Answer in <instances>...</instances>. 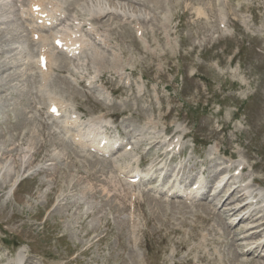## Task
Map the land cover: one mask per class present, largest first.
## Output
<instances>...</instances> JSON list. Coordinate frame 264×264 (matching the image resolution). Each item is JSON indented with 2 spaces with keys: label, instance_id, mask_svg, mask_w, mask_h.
Returning <instances> with one entry per match:
<instances>
[{
  "label": "rangeland",
  "instance_id": "obj_1",
  "mask_svg": "<svg viewBox=\"0 0 264 264\" xmlns=\"http://www.w3.org/2000/svg\"><path fill=\"white\" fill-rule=\"evenodd\" d=\"M30 1L0 0V264H264V227L238 223L264 215V0H48L79 48L48 40L47 76ZM90 130L124 145L74 143Z\"/></svg>",
  "mask_w": 264,
  "mask_h": 264
},
{
  "label": "bare ground",
  "instance_id": "obj_2",
  "mask_svg": "<svg viewBox=\"0 0 264 264\" xmlns=\"http://www.w3.org/2000/svg\"><path fill=\"white\" fill-rule=\"evenodd\" d=\"M78 1V0H77ZM80 1V0H79ZM78 1V2H79ZM138 1V0H137ZM154 1V0H153ZM159 1V0H158ZM77 2V3H78ZM46 4H48L47 6H49L50 5V11H48V9L46 8L47 6H46ZM157 5H159V4H157ZM36 6H38V7H40L41 8V12L39 13V14H36V13H34L33 12V8L34 7H36ZM58 7H59V5L58 4H56V3H53V2H50V1H48V0H31L30 1V3H29V6H28V8L26 9L25 8V5L24 4H21L20 5V11L24 14V15H26V16H30V17H32V18H34L35 20H36V23H34V24H32L31 26H28L27 27V30L26 31H29V34L33 37V38H35V37H38V43H40V45H41V49L39 50L40 52V54H39V57H37V58H39L40 59V57H45L47 60H48V64H47V67H46V70L45 71H43L42 69H41V67H40V64L38 63V65H39V69L41 70V71H43V72H45V74H46V76H47V74L48 73H50V72H52L53 71V57L51 56V54H50V51H48L47 49H42V47H44V48H46V45H49V43L48 42H50V41H48V40H57V34L58 33H60V32H55L54 31V28H47V26H46V23L48 22V21H50V18H52V19H55V16H54V14L57 16L58 15V13H59V9H58ZM159 7V6H158ZM65 11V10H64ZM99 14V13H98ZM101 14V13H100ZM39 15H41V16H43V15H47V20H45L44 21V24H42V25H38V21L41 19V17H39ZM34 16V17H33ZM60 20H62V19H60ZM77 27H79V28H82V25H78ZM62 32V31H61ZM74 34H70L68 37H72L73 35H77L75 32H73ZM47 36H46V35ZM62 34V33H61ZM48 35H50L51 37H49ZM64 36V35H63ZM47 37V38H46ZM65 37V36H64ZM36 40V39H35ZM34 41V40H33ZM52 44V43H51ZM40 45H38L39 46V48H40ZM71 45H73V44H71ZM81 45V44H80ZM37 46V45H36ZM75 46V45H74ZM38 48V49H39ZM70 48H73V47H70ZM35 50V49H34ZM33 51V50H32ZM56 51V50H55ZM37 52V51H36ZM97 60H99V59H97ZM42 72V73H43ZM45 76V75H44ZM45 76V77H46ZM47 78V77H46ZM51 79V78H50ZM52 99V98H51ZM55 100V99H54ZM50 102V101H49ZM52 102V104L50 105V107H49V110L53 107V106H57V108H59V106H60V104L62 103V102H60V101H51ZM49 104V103H48ZM63 105V104H62ZM49 106V105H48ZM261 110V109H260ZM263 111V110H262ZM60 112H61V110H60ZM264 116V115H263ZM262 116V117H263ZM65 117V116H64ZM79 120V117L78 116H75L74 117V120L72 121V122H70V126L72 127V126H75V125H77V121ZM70 121V120H69ZM92 122V121H91ZM84 124V123H83ZM95 125V124H94ZM76 128V127H75ZM80 128H82V126H80ZM260 128H262V127H260ZM84 129V128H83ZM258 129V128H257ZM264 129V128H263ZM254 130V129H253ZM264 131V130H263ZM74 133H75V131H74ZM255 133V132H254ZM259 133V132H258ZM80 135H75L74 136V134H73V136H74V143H76L77 145H80V146H82V145H84V144H86V142H90L91 143V150H92V148H95V150H96V152L97 153H99V152H102L103 154H104V156H106V155H109V154H111V156H113V155H115V154H117V153H115V151H114V149H109V148H107V147H101V145H100V142L102 141V140H107V143H110L111 141L112 142H117L118 144L121 142L119 139H113V138H111V137H108V136H104V135H102V134H99V133H95L94 131H92V130H90V131H88V132H85V133H79ZM104 134V133H103ZM261 134V133H260ZM72 136V137H73ZM263 136V135H262ZM99 138V139H98ZM258 139V138H257ZM117 144V145H118ZM79 147V146H78ZM122 147V146H121ZM120 147V148H121ZM120 151V149H118V152ZM164 154H166V153H164ZM119 165V164H118ZM115 166H117V165H115ZM117 168V167H116ZM244 169L241 171V175L244 173ZM125 172V171H124ZM134 172H138V169H135L134 170ZM121 173H122V170H121ZM226 174H227V171H224V172H222V174H221V176L219 177V181H217V183H216V185L218 186V188L226 181ZM141 175V174H140ZM228 175V174H227ZM135 176L133 175L132 177H130V179H132V178H134ZM228 177V176H227ZM202 178V177H201ZM231 180V178L224 184L225 186L224 187H226V185H228V183H229V181ZM261 182V181H260ZM260 182H259V180H257V179H255V180H253V184L255 183H258V184H256V185H259L260 184ZM6 183V182H5ZM196 185V188H194V189H191V187H194ZM16 186V185H15ZM14 186V187H15ZM239 188H241V187H238L237 189H239ZM237 189H235L231 194H230V196L234 193V192H236V196H237V198H236V202L237 203H239V204H243V203H245V202H252V203H249V204H246V206L248 205H250V206H252V205H254L253 203V201L254 200H256V196H254V193L255 192H251V190H249L250 189V186H247L246 185V187L244 188V190H242V191H238ZM262 189H264V187L262 188ZM242 193L243 192V195L242 196H239L238 197V195H239V193ZM205 184H204V181L203 180H198V182L196 183H193L191 186H190V189H188V191H183V190H180V191H176L175 192V196H176V198H181L183 201H185L186 203L187 202H189V201H196V199L198 198V199H200V197L201 196H204L205 195ZM229 196V197H230ZM234 196H235V194H234ZM243 197H244V199H243ZM215 198H218V192H217V194H215ZM214 198V199H215ZM264 202V201H263ZM256 205V204H255ZM254 205V206H255ZM246 206H237V207H235V208H232L231 210H228V211H225V214H227V215H231L232 214V212L235 210L236 212H240V210L241 209H243L244 207H246ZM253 207V206H252ZM262 214V211L260 210V208L258 209V208H256L253 212H250V213H246L242 218H239L240 220H239V224L242 222V221H253L254 219H256L255 220V222L254 223H256V224H258V225H256L254 228H252V229H257L256 230V232H252V234H251V236L250 237H254V236H258V235H260V233H261V231L262 230H260V231H258V229H262V228H258V227H264V215H261ZM235 215V214H234ZM219 216H221V215H219ZM237 223V224H238ZM230 225H235V224H230ZM235 226H237V225H235ZM262 236V235H261ZM260 243H262V244H260ZM259 244V245H258ZM257 245V246H256ZM256 247H255V250H257V252H260L261 251V253H263L264 254V236H263V241H261V242H259V243H256ZM250 252H251V249H249V250H247V253L246 254H250ZM263 258H264V256H263Z\"/></svg>",
  "mask_w": 264,
  "mask_h": 264
}]
</instances>
